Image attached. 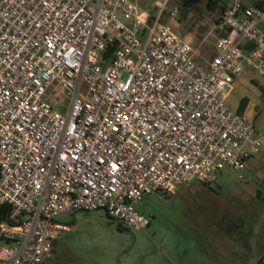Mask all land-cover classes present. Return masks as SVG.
<instances>
[{
    "label": "built area",
    "instance_id": "2783aa9c",
    "mask_svg": "<svg viewBox=\"0 0 264 264\" xmlns=\"http://www.w3.org/2000/svg\"><path fill=\"white\" fill-rule=\"evenodd\" d=\"M153 9L0 0V264H44L79 211L145 229V196L210 184L261 145L223 91L264 75V9L228 0L203 59Z\"/></svg>",
    "mask_w": 264,
    "mask_h": 264
},
{
    "label": "rangeland",
    "instance_id": "374dc122",
    "mask_svg": "<svg viewBox=\"0 0 264 264\" xmlns=\"http://www.w3.org/2000/svg\"><path fill=\"white\" fill-rule=\"evenodd\" d=\"M138 4L154 8V15L165 4L161 22L194 46H213L219 35L214 27L219 13L209 11L205 0L199 11L184 6V0ZM173 9L176 18L169 14ZM245 71L257 103L253 138L262 139L245 168L227 166L210 184L194 181L174 193L145 196L137 205L149 218L145 229H122L104 209L63 215L71 229L55 241L56 251L44 264H264V75Z\"/></svg>",
    "mask_w": 264,
    "mask_h": 264
},
{
    "label": "crops",
    "instance_id": "0c3cea01",
    "mask_svg": "<svg viewBox=\"0 0 264 264\" xmlns=\"http://www.w3.org/2000/svg\"><path fill=\"white\" fill-rule=\"evenodd\" d=\"M256 0H243V3L245 5L253 4ZM264 23V22H263ZM215 27V26H214ZM217 34V31H216ZM235 36V35H234ZM188 40V39H187ZM192 44H194V41L189 39ZM217 41V35L215 37V41L213 46H208L207 44H204L202 48L200 46H194L196 50V56L198 59H203L210 57L215 52V44ZM246 71L239 77L235 79L233 84L231 86H228V90L224 93V98L226 103L232 107L235 110H239V108L242 105V99L245 97L247 99L245 105L243 106L242 113L252 121L254 117L257 116V103L254 102L253 98H251V94L248 88V81L247 79L243 78V75ZM254 81H256L255 78H252ZM257 83V82H256ZM234 95V98H231V96ZM57 247V246H56ZM56 251V248H54L53 253Z\"/></svg>",
    "mask_w": 264,
    "mask_h": 264
},
{
    "label": "trees",
    "instance_id": "16d2710c",
    "mask_svg": "<svg viewBox=\"0 0 264 264\" xmlns=\"http://www.w3.org/2000/svg\"><path fill=\"white\" fill-rule=\"evenodd\" d=\"M202 1L203 0H184V6L191 8V9H194L195 11H199V7H200V4L202 3ZM227 1L228 0H205L206 7L208 8L209 11L219 13V16L214 18L215 23H217L219 21V19L221 18V15H222L223 10H224V5L227 3ZM253 4L264 9V0H256ZM261 26L264 28L263 22L261 23ZM222 33L227 34L228 32L224 31ZM246 101H247V99L244 97L242 99V105L238 110L240 113H242L243 106L245 105ZM166 193H168V192H166ZM9 213H10L9 205L0 204V225L2 223L9 221V218H8ZM108 216L111 217L110 215H108ZM117 222H118V226L122 228L123 225L118 220H117Z\"/></svg>",
    "mask_w": 264,
    "mask_h": 264
},
{
    "label": "flooded vegetation",
    "instance_id": "af4514ba",
    "mask_svg": "<svg viewBox=\"0 0 264 264\" xmlns=\"http://www.w3.org/2000/svg\"><path fill=\"white\" fill-rule=\"evenodd\" d=\"M122 229H126V230H128L129 228L122 227Z\"/></svg>",
    "mask_w": 264,
    "mask_h": 264
}]
</instances>
